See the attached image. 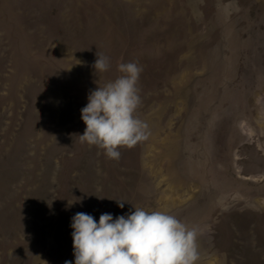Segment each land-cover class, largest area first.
<instances>
[{"label":"rangeland","instance_id":"obj_1","mask_svg":"<svg viewBox=\"0 0 264 264\" xmlns=\"http://www.w3.org/2000/svg\"><path fill=\"white\" fill-rule=\"evenodd\" d=\"M127 62L151 134L115 160L81 109ZM133 206L195 264H264V0H0V264H75L72 217Z\"/></svg>","mask_w":264,"mask_h":264},{"label":"clouds","instance_id":"obj_2","mask_svg":"<svg viewBox=\"0 0 264 264\" xmlns=\"http://www.w3.org/2000/svg\"><path fill=\"white\" fill-rule=\"evenodd\" d=\"M96 55V73L106 72L109 58L100 52ZM118 71L117 78L90 90L81 109L86 128L78 135L81 143L96 146L115 160L121 156L120 148H131L151 134L148 123L136 115L142 102L137 87L142 67L136 62L120 63ZM116 202L124 208L126 201ZM133 207L134 211L115 219L101 214L99 222L89 214L76 213L71 223L75 264H195L196 227L167 212Z\"/></svg>","mask_w":264,"mask_h":264},{"label":"water","instance_id":"obj_3","mask_svg":"<svg viewBox=\"0 0 264 264\" xmlns=\"http://www.w3.org/2000/svg\"><path fill=\"white\" fill-rule=\"evenodd\" d=\"M189 2L193 3V4H197L198 2H200L201 0H188Z\"/></svg>","mask_w":264,"mask_h":264}]
</instances>
